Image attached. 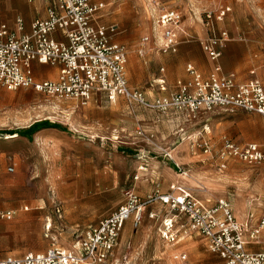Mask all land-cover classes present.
<instances>
[{
    "label": "rangeland",
    "instance_id": "rangeland-1",
    "mask_svg": "<svg viewBox=\"0 0 264 264\" xmlns=\"http://www.w3.org/2000/svg\"><path fill=\"white\" fill-rule=\"evenodd\" d=\"M9 1L17 16L23 15L27 0ZM98 1L106 6L101 13V19L108 18L105 24L115 23L121 29L114 38L130 35L126 53H136L148 32L155 2L182 12L181 35L189 41L196 40L198 32L205 33L204 14L212 15L219 3L231 9L219 24L230 35L258 31L260 25L264 28V0ZM4 5L6 1L1 0V9ZM215 22L213 18L214 29ZM123 107L125 103L117 101L76 107L73 101L46 97L31 89L0 87V212H14L8 220L0 217V257L43 252L51 246L67 248L120 205L128 189L146 198L150 194L146 176H151L146 172L147 161L160 163L167 185L163 191L175 180L183 182L166 193L179 187L198 200L209 201L207 204L227 199L239 219L248 207L250 211L263 208L264 164L248 166L230 160L226 169L219 170L213 162L203 160L201 149L191 146L185 134L162 146L144 142L133 113L126 114ZM37 122L55 128L41 129L29 138L20 134ZM11 135L14 137L7 138ZM144 148L148 157H157L141 156ZM166 148L173 152L155 155L163 156ZM149 211L159 218H150ZM164 211L166 206H148L139 225L133 226L129 220L106 264H178L172 255L183 251L187 264H219L220 258L199 237L180 244L164 241L158 231Z\"/></svg>",
    "mask_w": 264,
    "mask_h": 264
},
{
    "label": "built area",
    "instance_id": "built-area-1",
    "mask_svg": "<svg viewBox=\"0 0 264 264\" xmlns=\"http://www.w3.org/2000/svg\"><path fill=\"white\" fill-rule=\"evenodd\" d=\"M45 1V17L33 20L27 34L10 32L0 20V87L9 91L31 89L46 97L78 101L82 105L93 94L101 93L108 100L121 96L129 107L146 108L161 114L183 112L194 118L200 111L218 109L231 113L239 110L256 113L264 119L261 82L253 78L237 83L234 74L219 75L218 65H214L207 77H202L187 64L188 82L179 80L175 83V91L169 95L147 99L142 91L128 86L126 49L111 43L109 38V34L117 31L116 26L104 27L93 21L103 8L102 3L92 0ZM152 8L156 49L173 53L178 44L176 31L182 14L156 2ZM229 12L228 6L219 5L212 15L204 14L209 35L200 41V45L211 62L219 58L220 48L229 40L225 30L214 29L213 18L216 22L221 21ZM16 30H22L20 18L16 19ZM56 32L63 35L64 41L52 37ZM148 39L142 36L138 55L145 53ZM34 61L40 65L58 66L57 77L54 80L34 79L31 69ZM138 134L143 136V130ZM189 140L191 146L210 154L209 142L201 137ZM222 142L217 153L221 168L234 159L249 165L264 164V144L242 145L225 138ZM123 197L120 205L85 230L69 247L51 246L43 252L7 256L0 258V264H106L118 245L124 224L131 220L133 226L139 225L146 206L155 202L166 206L158 227L164 241L176 242L196 235L210 253L220 258L219 264H264V249L250 252L244 247L246 243H264V212L250 227L247 220L237 221L227 199L220 198L214 204H207L179 187L167 193L155 190L144 199L128 189ZM13 214L8 210L0 212V217L8 220ZM148 214L150 218H159L151 211ZM172 258L178 264H187L184 252L174 254Z\"/></svg>",
    "mask_w": 264,
    "mask_h": 264
},
{
    "label": "crops",
    "instance_id": "crops-1",
    "mask_svg": "<svg viewBox=\"0 0 264 264\" xmlns=\"http://www.w3.org/2000/svg\"><path fill=\"white\" fill-rule=\"evenodd\" d=\"M5 1L6 5H4V9H1L0 7V20L7 26L10 32H15L16 34H27L30 31V25L33 20L45 17V10L47 6V1L45 0H35L33 2H28L27 0L28 3L26 4L25 11L20 17L16 14L15 6L10 3L9 0ZM92 2L102 3V1L98 0H92ZM158 3H160L163 7L171 8L161 2ZM102 4L103 8L93 20L94 23L104 27L109 25L116 26L117 31L113 34H109L110 42L119 44L126 49V45L128 46L130 44V35H122L121 37L114 38L115 35L121 32V29L115 23H108L106 25L105 23H107L108 18L101 19V13H103L106 8L105 3ZM219 5L229 7V5L225 3H219L218 6ZM178 11L182 14L180 10ZM229 14L230 12L226 14L223 20L215 22V30H225L227 35H229V40L220 48L221 55L214 62L209 60L207 54L204 53L200 45V41L209 35V31L206 26H204L205 33L198 32L199 37H197L194 41H189L186 36L181 35V25L184 21L182 14V21L176 31V35L178 37L176 51L173 53H162L156 49L157 46L154 37L156 30L154 29L152 20V24L148 32L143 35L149 38L145 45L146 51L143 56L137 54L138 47L136 49V53L131 51L126 53L127 61L125 65V73L128 86L142 91L146 98L150 100L167 96L171 92L175 91V83L177 81L182 80L184 82H188L190 80V76L187 72H185V67L187 64H191L202 77H207L212 72L214 65H218L219 75L234 74L235 81L237 83H245L250 81V79L256 78L261 82V85L264 88V28L260 25L258 31H251L247 34L236 33L234 36L230 35L226 28L219 27V24L222 23ZM17 18L22 20V30L20 32L16 30ZM52 37L55 40L64 41L63 35L58 32L53 33ZM31 69L33 77L36 80H54L59 72L58 66L40 65L35 61L31 63ZM116 101L121 105H123V102L125 103V107H123L124 111L126 114L133 113L132 115H134L136 120L135 126L142 129L144 132V135L142 136L143 141L155 143L154 146H158L157 144H161L160 146H162L163 142H172L173 140L177 141L178 139H182L181 136L183 134H185V138L189 142V139L200 134L203 139L210 143L211 152L210 154H205L198 149L201 151V153L199 151V155H201L204 161L208 160L211 163L213 162L219 170L226 169L229 166L230 161H227L225 167L221 168L219 159H217V153L221 149L223 143L222 140L224 138L242 145L251 142L264 144V119L260 115L253 112L247 113L236 110L230 113L217 109L214 112L200 111L194 118H192L183 112L176 113L171 111L169 113L161 114L146 108L129 107L123 97L117 96L113 100H108L105 95L101 93L93 94L91 99L83 105L78 101L73 102L76 107H82L88 105L90 102L99 104L101 102L114 103ZM194 125L199 126L194 127ZM148 148L151 150L153 146ZM169 149L170 148H166V150H164L163 156L162 154L155 155H161V157L170 155L173 151ZM196 151L193 150L192 152ZM147 152L145 151L140 155L144 156V158L157 157H148ZM245 165L250 166L249 164ZM161 168L160 163L158 162H146V172L151 174V176H146V185L148 186L147 190H150V194L147 195H152L155 190L159 193H164L169 188L183 183L175 180L169 183L167 189L163 191L167 185L165 184V179L161 177V175H163ZM172 178L173 180L175 179V177ZM148 206L162 207L159 203L155 202L147 205L145 210H147ZM246 212V215L241 219H239L234 212L233 214L237 221L244 222L247 220L249 226L253 227L264 212V206L259 211H255V209L250 211V207H248ZM128 224L129 221L124 224L121 234L125 233L124 230ZM197 237L198 236L196 235L183 237V239H178L175 243L180 244V242L183 243L184 241L194 240ZM244 247L250 252L260 251L264 249V243H246ZM7 256L16 255L6 254L0 258Z\"/></svg>",
    "mask_w": 264,
    "mask_h": 264
},
{
    "label": "trees",
    "instance_id": "trees-1",
    "mask_svg": "<svg viewBox=\"0 0 264 264\" xmlns=\"http://www.w3.org/2000/svg\"><path fill=\"white\" fill-rule=\"evenodd\" d=\"M54 125H51L47 122H37L34 123L33 125L29 126L26 130L20 132V134L24 137L29 138L31 135H33L34 133H36L37 131L41 130V129H47V128H55ZM58 128V127H56Z\"/></svg>",
    "mask_w": 264,
    "mask_h": 264
},
{
    "label": "bare ground",
    "instance_id": "bare-ground-1",
    "mask_svg": "<svg viewBox=\"0 0 264 264\" xmlns=\"http://www.w3.org/2000/svg\"><path fill=\"white\" fill-rule=\"evenodd\" d=\"M14 137V135H11V136H7V138H13Z\"/></svg>",
    "mask_w": 264,
    "mask_h": 264
}]
</instances>
